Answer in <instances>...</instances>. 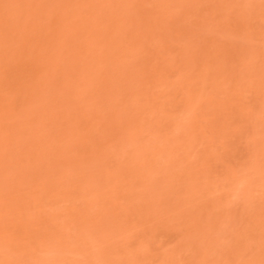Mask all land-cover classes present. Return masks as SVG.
Here are the masks:
<instances>
[{
	"label": "rangeland",
	"instance_id": "374dc122",
	"mask_svg": "<svg viewBox=\"0 0 264 264\" xmlns=\"http://www.w3.org/2000/svg\"><path fill=\"white\" fill-rule=\"evenodd\" d=\"M0 229V264H264V0H0Z\"/></svg>",
	"mask_w": 264,
	"mask_h": 264
},
{
	"label": "bare ground",
	"instance_id": "6f19581e",
	"mask_svg": "<svg viewBox=\"0 0 264 264\" xmlns=\"http://www.w3.org/2000/svg\"><path fill=\"white\" fill-rule=\"evenodd\" d=\"M94 1H95V0H94ZM97 1H98V0H97ZM97 3H98V2H97ZM99 3H100V1H99ZM90 5H91V3H90ZM97 5H98V4H97ZM87 6H89V5H87ZM87 6H86V7H87ZM94 6H96V4H95ZM89 8H90V7H89ZM90 9L92 10L93 7H91ZM90 9H89V10H90ZM77 10H78V9H77ZM87 10H88V9H87ZM87 10H86V11H87ZM91 10H90V11H91ZM74 11H75V9H74ZM95 11H96V10H95ZM87 12H88V11H87ZM75 13H76V12H75ZM77 13H81V12H77ZM91 13H92V12H91ZM78 15H79V14H78ZM81 15H82V14H81ZM84 15H85V14H84ZM73 16H74V15H73ZM67 25H68V24H67ZM73 29H74V28H73ZM101 39H102V38H101ZM85 45H86V44H85ZM43 89H44V88H43ZM37 95H38V94H37ZM194 104H195V103H194ZM201 105H202V104H201ZM202 106H203V105H202ZM197 108H198V107H197ZM201 111H202V110H201ZM203 111H204V110H203ZM193 118H194V117H193ZM193 120H194V119H193ZM23 126H26V125L24 124ZM22 128H23V127H22ZM24 128H25V127H24ZM1 227L4 228V226H1ZM5 229H6V228H5ZM0 230L2 231V230H4V229H0ZM6 230H7V229H6ZM6 230H5V231H6ZM8 230H9V229H8ZM8 230H7V231H8ZM26 230H27V229H24V233H28V234H26L27 239H28V238L30 237V236H29L30 232H29L28 230H27V231H28V232H27ZM5 231H2V234H3V232H5ZM9 231H10V230H9ZM9 231H8V234H7V232H5L6 234H3V235H6L5 237H8V236H9V237H8L9 239H12V238H10V237H13V236H14L13 238H15V237H17V236H20V237H21L20 241H24V240H25V237L22 239V236L24 235V233H20V234H19V232L16 233V231H12V232H14L13 235H12V232H9ZM22 231H23V230H22ZM9 233H10L12 236L9 235ZM15 233H16L17 235H16ZM14 234H15V235H14ZM3 237H4V236H3ZM20 237H17V238H20ZM31 238H32V237H31ZM27 239H26V240H27ZM0 240H1V239H0ZM2 240H3V238H2ZM26 240H25V241H26ZM3 241H4V240H3ZM27 241H28V240H27ZM27 241H26V242H27ZM0 242H2V241H0ZM29 242H30V241H29ZM24 243H25V242H24ZM22 244H23V242H22ZM24 248H25V247H24Z\"/></svg>",
	"mask_w": 264,
	"mask_h": 264
}]
</instances>
